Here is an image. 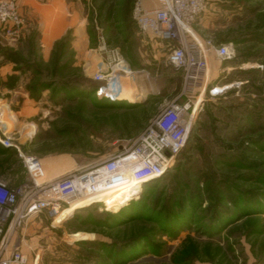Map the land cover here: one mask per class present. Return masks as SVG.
Listing matches in <instances>:
<instances>
[{"label":"rangeland","instance_id":"obj_1","mask_svg":"<svg viewBox=\"0 0 264 264\" xmlns=\"http://www.w3.org/2000/svg\"><path fill=\"white\" fill-rule=\"evenodd\" d=\"M67 1L79 20L48 48L25 12L14 40L0 25V109L13 144L0 143V182L29 184L23 155L55 178L115 156L173 101L197 109L181 155L139 193L108 198L110 211L67 208L19 231L30 263L264 264V0L208 1L195 34L235 53L210 51L206 87L185 92L166 50L140 36L139 0ZM111 51L135 68L122 82L131 98L97 95L104 82L94 75L107 69L87 59Z\"/></svg>","mask_w":264,"mask_h":264},{"label":"built area","instance_id":"obj_2","mask_svg":"<svg viewBox=\"0 0 264 264\" xmlns=\"http://www.w3.org/2000/svg\"><path fill=\"white\" fill-rule=\"evenodd\" d=\"M208 1L159 0L156 8L148 9L143 0H139L133 7L132 18L140 36L166 50L165 65L183 76L184 92L201 84L206 87L210 51L214 50L222 59H229L235 53L233 45L203 41L195 34L193 24L203 15ZM22 21L17 0H0V25L5 27L6 36L13 40L19 37ZM104 62L107 72L94 75L96 81L104 82L97 95L118 99L123 79L135 72L115 51H111ZM217 91L212 88V95ZM196 109L197 106L192 108L190 100L169 103L135 140L122 147L115 156L63 177H46L38 158L23 155L29 184L10 187L0 182V264H31L22 249L18 232L33 219L43 216L56 220L72 203L85 199H98L95 204L110 211L112 208L102 201V197L113 198L115 192L133 181L145 185L164 175L185 147ZM3 113L0 109V143L11 147V138L2 123Z\"/></svg>","mask_w":264,"mask_h":264},{"label":"crops","instance_id":"obj_3","mask_svg":"<svg viewBox=\"0 0 264 264\" xmlns=\"http://www.w3.org/2000/svg\"><path fill=\"white\" fill-rule=\"evenodd\" d=\"M18 1L21 13L25 12L29 19H39L38 23L40 28L41 43L45 48H48L55 41L59 40V38H61L67 30L75 29L76 23L79 20V16L75 14L72 4L67 0ZM157 6L158 4L154 7L146 8L153 9ZM81 43V41L73 42L74 46L80 45ZM89 55L91 54L89 53L88 56ZM87 61L91 69H95L96 67L107 68L106 64H104L103 66L101 65V62H104V60H100L97 57L89 56V59H87ZM134 72L136 73V71Z\"/></svg>","mask_w":264,"mask_h":264},{"label":"bare ground","instance_id":"obj_4","mask_svg":"<svg viewBox=\"0 0 264 264\" xmlns=\"http://www.w3.org/2000/svg\"><path fill=\"white\" fill-rule=\"evenodd\" d=\"M101 65L103 66L104 64L101 63ZM217 89H220V88H217ZM132 90L133 89H130V88L127 87V85L123 84L122 93L120 94V96L121 97L131 98L132 97ZM69 173H71V172H68V174ZM63 176H65V175L57 176L55 178H59V177H63ZM138 188H139V190H137ZM141 189H142V184L133 181V182L129 183V185L125 186V188L115 192L114 194H117V193L136 194V193H139L141 191ZM102 198H103L102 200L105 201L108 198H110V196L102 197ZM98 201H99L98 199H85V200L76 201V202L72 203L71 205H76V206H80V207H86V206L92 205L93 203L98 202ZM62 215L57 217V219L60 218Z\"/></svg>","mask_w":264,"mask_h":264},{"label":"trees","instance_id":"obj_5","mask_svg":"<svg viewBox=\"0 0 264 264\" xmlns=\"http://www.w3.org/2000/svg\"><path fill=\"white\" fill-rule=\"evenodd\" d=\"M144 185H142V187H143ZM102 201H104V200H102ZM99 202V201H98ZM95 203H97V202H95ZM95 203H93V204H95ZM90 206H92V205H89V206H86V207H80V206H76V205H70L69 207H68V209L71 211V212H73L74 213V211L75 210H78V209H84V208H87V207H90ZM73 213H71V214H73Z\"/></svg>","mask_w":264,"mask_h":264}]
</instances>
